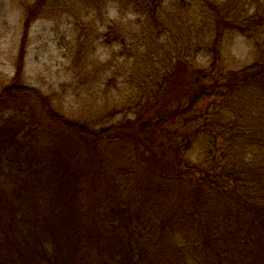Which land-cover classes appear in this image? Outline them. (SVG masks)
Returning <instances> with one entry per match:
<instances>
[{"label": "trees", "instance_id": "16d2710c", "mask_svg": "<svg viewBox=\"0 0 264 264\" xmlns=\"http://www.w3.org/2000/svg\"><path fill=\"white\" fill-rule=\"evenodd\" d=\"M19 1L25 32L13 76L0 77V113H13L0 124V264H264V0H191L204 9L197 43L178 46L163 67H135L141 92L119 108L109 101L96 121L28 83L31 25L71 23L115 3L109 29L127 49L125 36L137 26L136 47L140 40L160 46L173 32L162 2ZM126 9L135 23H122ZM95 18L84 23L91 34L77 39L84 53L89 42L93 53L104 42ZM226 34L252 43L251 62L235 70L180 66L190 58L180 51L219 53ZM96 71L86 74L90 92L103 88ZM186 137L193 139L185 147L199 138L206 147L200 165L173 156Z\"/></svg>", "mask_w": 264, "mask_h": 264}, {"label": "rangeland", "instance_id": "374dc122", "mask_svg": "<svg viewBox=\"0 0 264 264\" xmlns=\"http://www.w3.org/2000/svg\"><path fill=\"white\" fill-rule=\"evenodd\" d=\"M156 1L162 2V5L167 10L165 20L169 23L170 28L173 29V32L168 31L167 35L162 37L163 42L159 44L160 46L157 43L140 40L142 42H139L138 47H136L132 43V39L140 34L141 27L137 26L134 28L137 32L136 34L130 31L125 36L126 43L129 45L127 49L122 42L124 37L120 33L111 32L109 29L110 26L108 24L119 15L115 3H110L106 9H102L101 13L97 15H95L93 8L90 10L86 9L80 13L78 21L73 19L71 23L65 17L36 21L31 25L28 33L29 39L25 63L28 83L46 91H54L57 94V101L61 102L65 109H73L79 115H85L86 118L92 121L100 119L99 115H104L105 111L103 109L106 108L109 101L111 106L118 108L123 104L130 103L131 98L138 95L142 87L139 85L140 77L136 75L135 67L139 69L140 67L148 68L151 65L154 67V64L157 65L154 68L163 67L165 60L168 59L167 56L171 52L175 53L176 51L178 53L180 48L178 46L183 43L196 44L195 31L203 30L204 9L200 3L199 5L191 6L189 4L191 0ZM23 8L19 0H5L3 10L0 13L1 78L5 76L12 77L15 71L16 59L19 55L21 40L25 32V27L19 19ZM126 10L119 17L122 23H135L137 14L129 9ZM94 16L96 17V23L93 26L97 27V29L94 27V30H96V35H99L98 38L101 37L104 42L99 44L96 41V53H93L92 44L94 42H89L87 44L89 47L84 53L81 49V44L78 45L77 39L80 33L88 35L90 32L91 34V28L85 27L84 23L86 22L90 25ZM108 19L111 21H108ZM142 22H146V20H142ZM192 31L191 35L187 34V32ZM213 33L208 36L212 38L214 36ZM103 35L105 36L103 37ZM116 36L119 37L117 40L114 39ZM201 37L205 45H209V38L205 37V33ZM70 40L72 41L71 48L67 45V41ZM219 44L222 45L221 48L219 46L220 50H218L220 54L217 53L213 46H210L211 48L209 47L208 51L207 48L204 52L199 51L198 54L194 51L195 47L190 51H180L182 55L190 56L188 62H184V65L181 64L180 66L185 70L196 71L198 66H209L208 68H210L213 64H216L224 70H235L247 65L255 56V48L243 36L234 37L226 34ZM75 48L79 49L83 54H93H90V58L86 57V60L82 55H75L72 51ZM183 52L187 54H183ZM216 54L219 56L218 58L215 57ZM148 55L150 56L148 57ZM196 55L198 56L196 57ZM88 59L92 63H89ZM168 65L171 64L168 63ZM174 65L176 68L179 66L176 59L174 60ZM96 68L98 70L96 72H100L102 77L99 80L103 82V88L96 92L94 90L90 92L91 86L86 84V74L89 71L95 72ZM168 69L172 70L171 67H168ZM150 72L144 73L145 79H148ZM179 73L182 72L180 71ZM189 75L192 76L195 73L190 72ZM107 90L110 91V94H105ZM202 108L203 111L207 109L206 105ZM209 112L212 113V110H209ZM12 114V111L1 112L0 124ZM117 115L120 116V114ZM106 116L108 120L109 117L107 114ZM112 119H117L116 114L112 116ZM189 130L193 131L194 127ZM191 138L186 137V140L182 141L181 150L178 154H173V156L179 158L178 155H180L186 162H190L191 165H200V157L205 155L203 150H206V147L200 145V138L196 139L195 142L192 141L188 148L185 147L187 139Z\"/></svg>", "mask_w": 264, "mask_h": 264}]
</instances>
